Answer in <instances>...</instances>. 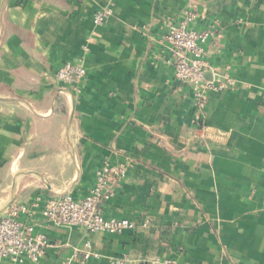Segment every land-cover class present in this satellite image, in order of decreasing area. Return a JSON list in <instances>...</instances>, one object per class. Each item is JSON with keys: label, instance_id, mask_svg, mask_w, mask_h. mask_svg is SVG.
I'll use <instances>...</instances> for the list:
<instances>
[{"label": "crops", "instance_id": "1", "mask_svg": "<svg viewBox=\"0 0 264 264\" xmlns=\"http://www.w3.org/2000/svg\"><path fill=\"white\" fill-rule=\"evenodd\" d=\"M192 9L212 32L207 77L235 80L202 110L163 38ZM66 62L87 69L78 89L55 78ZM106 163L127 173L105 213L133 228L42 215L49 197L87 194ZM12 202L40 204L23 218L50 241L45 264L86 241L100 257L85 264H264V0H0V218Z\"/></svg>", "mask_w": 264, "mask_h": 264}, {"label": "built area", "instance_id": "2", "mask_svg": "<svg viewBox=\"0 0 264 264\" xmlns=\"http://www.w3.org/2000/svg\"><path fill=\"white\" fill-rule=\"evenodd\" d=\"M113 15L111 6L98 8L93 16L96 25L106 24ZM197 17L195 10H186L183 17L172 22L164 33V40L170 45L172 52L173 77L181 84L195 87L197 106L202 110L206 107L209 93L224 91L235 85L230 75L222 78L207 77L210 66L206 59L205 44L212 32L209 29L199 30L192 26ZM87 49L86 46H84ZM87 74V69L80 63H64L55 73L58 82L78 89ZM127 173V168L114 164H104L96 171L94 186L82 197L65 193L60 196L45 199L41 206L42 215L58 226H83L90 232L110 234L122 233L125 229L134 227L127 219L109 217L105 213V204L119 190L121 181ZM39 203L24 204L12 202L6 214L0 218V264L4 260L10 264H45L43 258L51 245L43 231L39 230V222L29 223L24 215H32ZM90 241L84 243V249H74L71 256L59 264H85L100 254L93 251ZM114 264H130L128 255L117 256ZM163 264H176L168 259Z\"/></svg>", "mask_w": 264, "mask_h": 264}]
</instances>
